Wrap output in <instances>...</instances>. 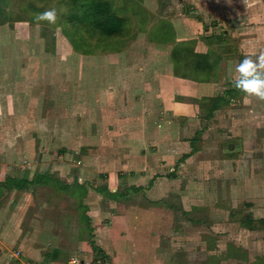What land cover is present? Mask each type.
Masks as SVG:
<instances>
[{
    "label": "crops",
    "instance_id": "crops-1",
    "mask_svg": "<svg viewBox=\"0 0 264 264\" xmlns=\"http://www.w3.org/2000/svg\"><path fill=\"white\" fill-rule=\"evenodd\" d=\"M142 1L151 12L148 22L139 25L137 37L122 51L105 55L79 53V68H83L84 61L89 58L115 57L107 60L108 67L112 70L117 68L115 73L120 69L109 80L110 87L95 88V83H99L92 78L95 70L87 78L80 72L79 82L90 85L82 87L79 95L72 96L77 98L74 104L63 105L66 114L68 110L81 114L82 105L84 108L91 103L92 116H96L101 108L102 119L107 116L111 120L106 126L109 139L105 147L89 155L86 165L83 159L86 154L81 150L76 152L84 170L83 182H79L81 178L76 161L70 164L76 167L78 181L75 185L86 187L84 193H73V201L78 200L88 208L86 214L91 218L89 226L96 236L97 245L112 264L118 263V243L126 239L134 242L137 239L147 244V253L157 264H162L165 255H160L158 250L163 251V238L173 225L167 218L170 212L159 213L157 210L153 213L161 203H168L176 209L170 200L179 197L183 204H188L185 207L201 209L200 203L189 200L215 193L213 185L217 186L215 182L219 181L222 183V177L231 171L229 167L233 163L235 174L241 175L238 184L250 175L251 179L257 178L254 171L253 175L248 172L251 170L246 168L243 158H247L246 151L258 149V144H252L254 138L251 137L257 133L255 106L258 100L252 98L250 104L243 102L244 93L234 88L229 68L234 69L245 55H258L264 51V0ZM14 26L20 28L21 35L28 34L32 27L30 24ZM52 34L62 35V29ZM24 37L20 36V39L26 41ZM22 42L18 43L21 47H17V52L27 46ZM62 43L55 44L57 52L63 47L73 50L70 43L61 46ZM2 44L0 42V52L4 50ZM140 50L141 58H132V54ZM201 56L205 58L198 60ZM8 61L0 59V70ZM97 61L93 64L98 69L101 62ZM19 65L21 69L17 74H9L10 69L15 68L11 65L8 74L0 75L1 85L17 84L23 88L20 97L17 91L12 92L8 87L10 91L6 100L10 102V108L0 105V115L11 116L0 121V264H70L67 258L79 257L82 253L86 260L81 264H91L97 252H93L91 246L89 251L87 239H82L87 234L84 228L88 224L81 227L84 232L78 235L75 243L62 248L53 244L57 234L49 230L48 221L41 220L45 218L41 213L47 209L48 203L41 200L39 191L43 190L42 187L49 188L46 184L53 186L51 178L43 173L49 170L51 175L59 171V167L63 170L65 165L63 160L52 157L51 142L47 139L40 138L36 142L33 137L27 138L33 132L46 134L44 131L52 129L50 120L53 115L48 110L55 102L49 100L45 103L47 97L44 94L27 95L30 82L39 83L47 79L38 75L29 77V66ZM63 71L67 72L66 69ZM41 103L45 109L39 113L36 107ZM100 122H96L97 127ZM245 134L246 137L249 134L246 139ZM255 137L257 139L258 136ZM72 142L76 146L80 138ZM36 166L38 173L34 174ZM89 168L102 179L91 178ZM92 180L99 190L89 187L93 186ZM70 181L68 179L67 184L75 182ZM53 183L56 184L55 181ZM103 185L107 191L100 188ZM182 187L187 189L182 191L183 194L180 193ZM215 188L219 189V186ZM237 188L240 186H236V191ZM97 192H101L104 200H98ZM221 204H226L230 218L236 217L232 220H239L238 216H242L241 209L235 208L236 203H232L233 207L228 202ZM240 211L241 214L238 213ZM36 212L41 215L40 219L28 220ZM239 224L242 229L251 231L241 222ZM10 246L13 249L18 247L24 260H10L9 256H16L10 254ZM145 250L143 248L139 255H146ZM133 264L148 263L137 260Z\"/></svg>",
    "mask_w": 264,
    "mask_h": 264
},
{
    "label": "rangeland",
    "instance_id": "rangeland-1",
    "mask_svg": "<svg viewBox=\"0 0 264 264\" xmlns=\"http://www.w3.org/2000/svg\"><path fill=\"white\" fill-rule=\"evenodd\" d=\"M28 1L29 0H0V36L5 35L4 38H0V42L4 44L1 45L4 50L0 52V59L1 61H4V58L10 60L8 63L6 62V64H4L3 69L0 70V75L8 74V69L11 65L15 68L13 70L10 69L9 74H17L18 70L21 69L19 68V63L23 64L25 68L29 66L28 70H30V74L27 76L36 77L38 75L40 78H46L48 81L46 80L43 82L40 80L39 83L38 81L30 82V93L27 95L38 96L44 94L47 97V100H44L45 103L49 100L55 102L53 108H50V105L48 106L50 108L48 110L49 114L53 115L50 120V127L52 129L44 131L46 134L36 131L33 132L31 136L30 134L27 135V138L33 137L34 141L36 139V142H39L40 138L47 139L51 142L50 154L53 155L52 157L56 156L58 161L63 160V162L66 163H63V165H65L63 170L59 167V171L51 175L49 170H45V174L43 173L47 178H51L50 181L53 186L51 187V184H46L49 188L42 187L43 190L39 191L41 200L48 203L47 209H44L41 213V215L44 213L45 218L41 220L43 222L45 220L48 221L49 230H54L57 234L55 235L56 240L53 244L60 247L63 246L62 248L70 246V243H75L76 238L81 236L86 230L87 234H85L82 239H87L85 242L89 243V251L91 246V250L97 252V255L93 256L95 261H92L91 264H112V260L108 259L107 256L103 254L100 246L97 245L96 236L93 233L92 227L89 226L91 218L86 214L88 208L82 205L80 201L78 202V200L73 201V195H76L74 192L79 191L80 194V192L84 193L85 191H82L75 185L78 181V176L74 169L76 167L70 164L76 161L79 167V178H81L79 182L80 180L83 182L82 175L84 174V170L81 168L80 155L78 158L76 152H80L81 150V152L85 153L86 157H83L85 161L84 164L88 163L89 155L105 147L104 144L107 143L109 139L106 126H108L107 122L111 120H108L107 116L102 119L101 108L98 109V111L96 109V116H92L93 109L91 103L89 105H84V108L82 105L80 109L82 112L81 114L74 110H68L70 114H68V112L66 114V108H64L63 105L70 106L72 102L74 104L77 98L72 96L79 95V91H82V87L90 85L82 81L79 82L80 72H83V76L87 78L92 74V70H95L92 78L99 82L95 83V88H97V86L98 88H109V80L111 77L118 74L120 69L115 73L117 68L114 67L112 70L111 67L107 66V60L110 58L115 59V57L108 56L97 59L101 62L100 65L98 64V69L97 65H94L95 61H98L95 58H89L86 59V62L84 61V67L79 68V52H76L74 49L72 50L73 52L69 51L66 47H63V50L57 52L58 50H55V44L62 43V41L65 42L64 44L69 43L63 34H52L56 30L62 29L60 18H58L57 23L54 25L46 22L37 24L32 15L28 12ZM141 2L144 5V1L141 0ZM147 22L148 20L145 23ZM14 24L18 26H28V24H30V26H32L31 31L26 35H21L20 31H18L20 28L16 29L17 27H15ZM139 27L140 26L135 28L136 31L139 30ZM20 36H22V38L25 36L24 38L27 40H21ZM20 42L24 44L27 43V46L25 48H20V52H17V47H21L18 45ZM64 44L62 43L61 46ZM141 55L142 52L140 50L134 52L132 58H141ZM11 60H13L12 63H10ZM137 65L139 64H136V66ZM63 69H66L67 72H64ZM120 74H122V72H120ZM37 79L38 78H35V80ZM8 87L12 92L17 91L20 97L22 96L21 90L23 88L17 84H11L10 86L0 84V105L10 108V102L8 103V100H6L7 92L10 91ZM13 94L15 95V93ZM34 99H36V101L38 100L37 98ZM255 107L257 109V114L255 115V121H257L256 135L258 137L256 139L255 134L251 135V137L253 136L254 138L252 144H258V149H251L250 152L246 151L245 157L247 158L243 159L245 160L246 168L251 170V172H248L252 174L254 171L253 174L256 173L257 178L251 179L250 175L248 178L244 179L243 183L238 184L241 175L235 174L236 166L233 163L231 167H229L231 171L225 175L227 178L224 179L225 176H223L221 184L220 181L217 183L215 182V184L219 186V189H216L215 187L217 186L213 185L215 193L211 195H201L196 197L195 200H189V202L194 201L200 203L199 206L201 209L196 208L192 210L187 208L188 204H183L179 197L170 200L176 205V209H172L168 203L164 204V202L157 206V208L155 207L153 213H157L158 211L159 213L165 211L170 212L167 218L169 219L168 222H171V225H173L163 238L164 243L161 244L163 245L161 247L163 251L160 249V251L158 250L160 255H165L162 264H264V223H260L259 225L258 221H256L258 218H264V102L258 101ZM36 109L41 113V111L45 109L44 103L38 105ZM100 113L101 115H99ZM7 117L9 119L11 118L9 115ZM7 117L0 115V121H5ZM244 117L246 119V116ZM98 120L101 121V125L99 124L97 127L96 122H98ZM79 122H81V124H79ZM49 134L51 135L49 136ZM246 134L244 137L245 139L249 137V134L247 137ZM76 138H80V142L74 146L72 141H75ZM93 144H97L95 145L96 147ZM252 158H254L253 161H251ZM53 161L57 160L54 159ZM255 165L259 166V168L256 169L257 166L255 167ZM254 168L256 170H253ZM257 170H259L258 173L255 172ZM88 171L89 174H91L90 176H92L91 178H100L99 174L97 175L94 169L89 168ZM33 172L34 174L38 173L37 166L34 167ZM60 172H63V175H60ZM243 175H245V173ZM68 179L71 180L70 182L75 180L76 183L67 184ZM52 180L55 181L56 184L53 183ZM225 181L227 182L224 183ZM92 184L93 186L89 185V187L93 188V190H99V187L94 184L93 180ZM184 184L185 183L182 185L180 184V186ZM220 185L222 186L221 189ZM237 185L240 186V188H237L236 191L235 188ZM241 186L245 188L241 189ZM83 188L85 189L86 187L84 186ZM100 188H106V186L103 185ZM185 190L187 189H183L182 187L180 193ZM60 192L65 193V195H62V193L60 194ZM83 195L84 194H82V196ZM97 195H99V201L104 200L101 192H97ZM110 196L113 197V195ZM194 196L195 195L190 197L192 198ZM95 199L96 197H94V201H96ZM91 201L94 202L93 200ZM221 202H228V205L230 203L232 207L234 206L232 203H236L237 206L235 208H239L242 211V216H238V218L240 217V221L236 219L232 220L229 217L231 213H229L226 204L222 205ZM241 211L238 213L241 214ZM39 212H36L37 214H31L32 216L28 220L35 221L40 219L41 215H39ZM246 216L253 217V223L251 219H248L249 223H247L252 224L251 227L253 226V229H251V231L245 228L242 229L239 226L241 220L244 221V217ZM188 220L192 222L189 223L187 222ZM42 221L40 222L42 223ZM54 224L58 226L55 227ZM86 224H88V226L85 227L83 231L82 228L86 226ZM50 226L52 227L50 228ZM259 227L261 229H258ZM25 229V227H22L23 231H26ZM70 239H72L71 242ZM92 245H95L98 249L95 251ZM142 247L144 249L146 248L144 251L146 255H139V253L143 251ZM147 247V244L141 243L137 239L136 242L131 241V239L122 240L118 243L116 249V255L118 257L117 264H133L137 260L146 261L148 264H157L150 256V253H147ZM11 248L12 252H10V254H16V256H9L10 260H15L16 258H20L21 261L24 260L18 247L13 249V247L10 246V249ZM112 249L111 247V250ZM17 252H19L18 255ZM241 252L243 253L242 255ZM82 254L79 255V257L72 256L71 259H67L71 261L73 258H78L81 264L82 260H86Z\"/></svg>",
    "mask_w": 264,
    "mask_h": 264
},
{
    "label": "trees",
    "instance_id": "trees-1",
    "mask_svg": "<svg viewBox=\"0 0 264 264\" xmlns=\"http://www.w3.org/2000/svg\"><path fill=\"white\" fill-rule=\"evenodd\" d=\"M142 5L141 0H29L28 12L33 17L46 8L56 7L60 13L62 33L72 48L76 52L93 55L120 52L136 38L135 28L145 23L150 14ZM204 58L201 56L198 60ZM173 60L177 63L176 57ZM78 187L85 191L82 186ZM103 190L107 191L106 188ZM121 195L119 193L118 196ZM248 219L253 223V219L246 216L241 224L251 230L253 226L247 224ZM263 219L258 220L259 225L264 223ZM92 246L95 251L98 249Z\"/></svg>",
    "mask_w": 264,
    "mask_h": 264
},
{
    "label": "clouds",
    "instance_id": "clouds-1",
    "mask_svg": "<svg viewBox=\"0 0 264 264\" xmlns=\"http://www.w3.org/2000/svg\"><path fill=\"white\" fill-rule=\"evenodd\" d=\"M59 14V10L53 6L36 13L33 19L37 24L46 22L54 25L57 23ZM229 76L234 88L244 93L245 104H250L252 98L264 102V51L258 55H245L234 69L229 68ZM70 264H79V261L73 258Z\"/></svg>",
    "mask_w": 264,
    "mask_h": 264
},
{
    "label": "built area",
    "instance_id": "built-area-1",
    "mask_svg": "<svg viewBox=\"0 0 264 264\" xmlns=\"http://www.w3.org/2000/svg\"><path fill=\"white\" fill-rule=\"evenodd\" d=\"M19 253L17 252V255H18ZM75 259H77L78 260V258H75ZM79 261V264H80V260H78Z\"/></svg>",
    "mask_w": 264,
    "mask_h": 264
}]
</instances>
